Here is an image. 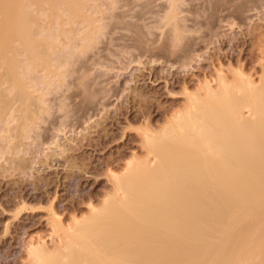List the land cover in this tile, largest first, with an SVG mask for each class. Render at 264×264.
Masks as SVG:
<instances>
[{"label":"rangeland","instance_id":"rangeland-1","mask_svg":"<svg viewBox=\"0 0 264 264\" xmlns=\"http://www.w3.org/2000/svg\"><path fill=\"white\" fill-rule=\"evenodd\" d=\"M75 2L30 6L45 56H22L30 118L0 113V264L63 244L188 96L264 69V0Z\"/></svg>","mask_w":264,"mask_h":264},{"label":"bare ground","instance_id":"bare-ground-1","mask_svg":"<svg viewBox=\"0 0 264 264\" xmlns=\"http://www.w3.org/2000/svg\"><path fill=\"white\" fill-rule=\"evenodd\" d=\"M57 2L76 10L75 0H0V113L26 120L34 112L22 56L42 65L45 38L32 35L30 6ZM261 73L221 78L203 96H188L164 133L145 137V157L126 164L114 195L55 250L38 238L29 263L264 264Z\"/></svg>","mask_w":264,"mask_h":264}]
</instances>
